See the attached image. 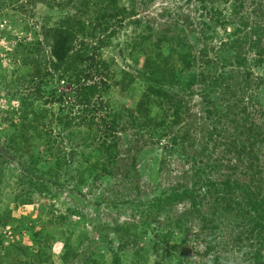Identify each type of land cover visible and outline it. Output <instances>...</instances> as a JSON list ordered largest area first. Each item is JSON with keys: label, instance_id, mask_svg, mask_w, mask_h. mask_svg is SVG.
I'll return each instance as SVG.
<instances>
[{"label": "rangeland", "instance_id": "374dc122", "mask_svg": "<svg viewBox=\"0 0 264 264\" xmlns=\"http://www.w3.org/2000/svg\"><path fill=\"white\" fill-rule=\"evenodd\" d=\"M244 1V10L237 17L232 0H216L217 6L208 3L207 8L202 7L199 0H120L128 11L136 8V14L128 17L124 14V18L121 14L103 23L94 30V36L78 35L73 52L82 50L92 57L95 55V59L103 56L118 78L123 68L131 73L136 71L139 77L138 69L143 67L145 54L133 49L130 39L145 32V26L149 25L154 30L159 27L157 31L149 30L155 40L162 27L172 32L177 22V31L185 29L182 35L190 33L185 51L192 54L190 67L186 61L179 63V83L172 90L186 106L180 126L183 131L198 126L207 128L198 130V148L183 147L181 141L173 145V133L159 137L161 132H157L149 143L139 141L138 136L131 133L120 146L124 151L121 157L125 158L126 152L133 161L114 167L109 164L108 174L95 181L87 172L88 166L109 158L99 152L81 154L83 148L77 147L76 142L82 141L84 146L88 130L84 124L64 128L59 125L60 107L67 109V99L51 106L45 105L44 97L37 100L34 96L41 79L48 82L45 86L49 90L71 95L72 85L55 77L49 43L58 27L76 24L81 16L94 19L96 24L100 14L95 10L82 14L77 0L74 3L70 0H0V201L6 203L12 219L7 227L0 228L5 240L0 250V264H114L115 256L123 252L118 225L134 221L143 223L136 231L138 242L128 255L139 258L124 257L122 264H174L180 260L187 261L186 264H263L264 232L261 239H253L255 246H251L248 239L239 244L234 241L238 233L236 223H221L211 234L215 238L213 248L206 253L207 243L203 240L206 235L198 217L200 211L192 209L189 200L173 212L169 207L156 210L154 206L159 199L166 200L172 187L182 182L190 184L195 171H199L201 180L209 177L219 182L227 175L240 178L244 170L250 173L253 164L264 170V0ZM217 8L222 10L221 17L231 22L227 30L212 18ZM186 14H190V24ZM238 19L248 23L239 36H234L230 32ZM202 23L211 28V47L215 46L219 54L210 50L203 53L201 45H193L203 28ZM194 28L198 29L192 32ZM38 39L46 55H41L40 61L36 54ZM235 41L240 44L232 46ZM174 44L177 47V41ZM167 48L169 46L165 50ZM138 54L141 55L138 57ZM239 57L245 58L242 67L236 64ZM136 58H140L139 63L135 62ZM38 66L47 67L45 70L51 74L45 79L35 76ZM142 86L143 82L135 77L126 97L130 98L128 101L136 90L142 91ZM28 98H35L36 110L46 107L50 110L46 122L52 131L48 139L34 131L26 132V136H30L27 143L18 139L28 122L24 117L28 111L23 107ZM169 105L167 112L172 107ZM226 138L228 142L238 139L235 149L233 143L222 144ZM16 140L18 145L14 143ZM31 155L57 171L47 178L35 177L36 182L47 181V188L43 192L31 191L34 202L24 203L22 198L30 196L25 193L27 178L36 168L30 165ZM262 177L255 183H251L249 177L242 182L251 183L252 190L261 186L264 195V173ZM79 178L86 181L82 183ZM201 191L206 194L207 186ZM212 194L208 193V197ZM201 209L209 211L210 204L202 205ZM176 214L184 219L172 225L177 221L174 218L173 223L169 222V216ZM248 227L246 223L241 231ZM182 240L188 241V250L169 253L166 248ZM239 248L243 249L242 253L237 251ZM258 252L260 255L256 257ZM94 260L97 261L91 262Z\"/></svg>", "mask_w": 264, "mask_h": 264}, {"label": "trees", "instance_id": "16d2710c", "mask_svg": "<svg viewBox=\"0 0 264 264\" xmlns=\"http://www.w3.org/2000/svg\"><path fill=\"white\" fill-rule=\"evenodd\" d=\"M70 1L73 3L76 2V0ZM77 1L82 14H88L95 10L101 16L100 21L95 24L94 19L89 20L81 16L78 18L79 22L76 24L72 25L71 23L69 27H58L53 40L49 43L55 77L59 81L68 82L72 85L71 95H59L55 89L49 90L45 86L48 82L41 79L34 97L37 98V100L44 97L45 105L51 104V106L56 102H65L67 99V109L60 107L62 114L60 113L57 117V119L59 118V125L63 126L62 128L80 124H84L87 127L88 130L84 136V146L82 141L76 142V144L78 143L77 147L83 148L81 154L92 155L95 152H99L102 156L109 158L101 162L96 160L91 163L88 168L86 167L87 172L94 178L93 180L96 181L100 176L107 175L109 164L114 167L115 164L126 165L128 161H133L128 158L126 152L125 158L121 157L124 151L120 146V143L125 137L131 136V133L133 136H138V140L144 143L152 142L157 132H161L159 137L173 133V145L181 141L183 147L198 148L197 143L200 142L198 130L200 129L203 131L207 128L198 126V128H193V130L187 128L183 131L184 128H182L180 124L185 117L183 114L185 112L184 107L186 106L183 105L185 103L182 99L178 100L177 95L172 93L173 86L179 83V63L181 62V64H183L182 62L186 61V65L189 67L191 66L189 56L192 54L189 51H185L187 47L186 40H188V34L190 33L186 30L188 34L182 35L181 31L185 32V29L177 31L176 22L174 28H172V32L170 31L171 33L162 27L160 33H157L158 36H155L154 40V36L151 35L149 31L154 30V27L149 25L145 26V32L135 34L129 41L133 49L139 50L145 54L143 67L138 69L139 77L136 76V71L131 73L126 68H123V70H120L121 78H118L116 72L110 71L112 69L107 61L103 59V56L99 59H95L97 58L95 55L92 57L82 50L73 52V45L79 34L82 36L84 35L85 38L94 36V30L98 29L103 23L107 24L111 20L117 19L121 14H123V18L124 14H126L125 17L129 15L134 16L136 14V8L128 11L126 7L120 4V0ZM199 1L202 7L207 8L209 5L208 3L215 4L216 0ZM232 1L234 2L232 9L235 15L240 17V13L244 10L245 1ZM215 5L217 6V4ZM213 13L214 15L212 18L227 30L229 19L221 17L222 10H218L217 8L216 12ZM184 16L188 24H190V14ZM236 21L233 24V30L230 34L239 36L240 32L246 28L248 22L245 20L241 21L240 19ZM202 25L203 28L200 29V32H198L196 36L199 44H196L197 40H195L193 45L196 47L201 45L203 53L210 50V52L215 51L219 54L214 48L215 46L211 47L212 42L210 43V41H212V36L209 32L211 28H207V23H202ZM197 29L198 28H194L191 31L194 32L197 31ZM157 30H159V27ZM164 30L168 33L163 32ZM255 32L258 33V27L255 28ZM175 41H177V47L174 44ZM236 42L237 41H235L232 46L240 44H235ZM36 44L37 60L40 61L42 56L46 57V55L44 54L41 40L38 39ZM168 46L169 48L165 50ZM219 51L222 52L221 49ZM238 53H241V51ZM140 55L141 54H138V57ZM139 61L140 58H136L135 62L139 63ZM236 61V64L242 67L245 58L239 57ZM89 64L94 65L88 67ZM45 69H47V67L38 66L36 72H34L35 76L41 78L49 76L51 73ZM234 76L235 75L232 74V77ZM135 77L137 80L143 82V89L142 91L136 90V95L133 94L131 100L128 101L130 98L127 99L126 97L132 83L135 81ZM109 79H113V81ZM225 93L226 91H224L222 95H225ZM114 94H116L117 97H115ZM35 98H28L24 101L25 103L23 102L24 111H28L30 114L27 112L24 116L25 119L27 118L26 121L28 120V122L24 124L25 131L19 135L18 139L27 140L26 143L30 138L28 134V137L26 136V132L29 131H34L35 133L39 132L42 137H47V139L51 137L52 129L47 128L49 125L46 122V119H49L48 111L50 110L47 107L44 110H36L34 103ZM164 100L167 102H164ZM168 104L172 106L170 109L172 112H170V110L167 112ZM210 113H212V111ZM171 115L173 116L172 119L170 117ZM62 128L60 130H62ZM211 132H213V130ZM33 134L34 133L30 135L33 136ZM33 137L35 138V134ZM236 141H238L237 138L228 142V138H226L222 144L233 143V148L235 149L236 145H234V143ZM14 143L18 145V140L14 141ZM74 144L75 142L73 141V145ZM228 151H232V149H228ZM256 158L258 160L259 156H256ZM30 161V165L34 164L36 168L32 176L27 178L28 185L25 193H28L30 196H28V198H22L24 203L34 202L35 198L31 196L33 190L43 192V190L47 188V181L36 182L35 177L41 175V177L47 178L57 171L54 167L52 169L48 168L49 166L46 163H39L40 160L38 157L32 158L31 155ZM134 164L136 163L133 162L132 164L135 167ZM228 165L227 167L229 168ZM254 165L256 164L250 167V173L248 170H244L243 176L240 178L239 176L233 177L232 175H227L225 179L219 181L221 185L213 178L208 177L201 180L198 175L199 171H195L191 176L190 184H188V182H182L176 185V187H172L171 192L166 196V200L159 199L154 206L156 210L162 207H169L168 210L173 212V209L176 207L178 208L179 205L185 204L186 201L189 200L191 208L200 211L198 217L201 223L200 228L202 231H205L206 235V238L203 239L207 243L206 253L211 252L213 248L212 242L215 239L211 237V234L216 228L221 227V223H227L229 225L236 223L238 233L235 234L234 241L242 244L245 239H248L250 245L255 246L256 241L253 239H261L262 233L264 232V195H262L261 186L258 185L257 189L254 188L255 190H252L249 186L251 183H255L263 178L264 170ZM248 177L251 183L243 184L242 180H246ZM79 181L84 183L86 179L79 178ZM219 185L220 187H218ZM205 186H207L208 191L206 194H203L201 190ZM212 192V197L209 198L208 193L211 194ZM205 204H210V210L207 212H203L201 209V206ZM3 205H5V207H3ZM10 215L11 212L7 210L6 203L3 204V201H0V228L7 227L12 222ZM177 216V214L175 216H169V222L173 223L175 219L177 221L172 225L182 223L184 218L179 216L178 218ZM142 223L143 221H138V224L134 221L132 223L124 222L118 225V233L121 241L120 246H122L120 249L123 252L122 255L117 254L115 256L114 264H122L121 259L127 256H129L131 260H137L139 258H136L133 254L128 255V251L138 242L135 240V237L138 235L136 231ZM246 223L249 227L241 231ZM187 242V240H182L166 249L169 253H173L174 250L182 253L188 250ZM4 243V235L0 232V250L4 248ZM129 244H132L131 248ZM242 250L243 249L239 248L237 251L242 253ZM133 253L135 254V252ZM258 255H260V252L257 253L256 257ZM96 261L97 260L91 262L94 263ZM186 263L188 262L180 260L174 264Z\"/></svg>", "mask_w": 264, "mask_h": 264}]
</instances>
